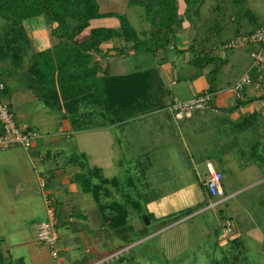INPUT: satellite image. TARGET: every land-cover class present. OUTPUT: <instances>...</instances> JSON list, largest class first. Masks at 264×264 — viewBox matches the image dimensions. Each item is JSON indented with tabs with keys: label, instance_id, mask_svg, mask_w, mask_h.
Here are the masks:
<instances>
[{
	"label": "crops",
	"instance_id": "obj_1",
	"mask_svg": "<svg viewBox=\"0 0 264 264\" xmlns=\"http://www.w3.org/2000/svg\"><path fill=\"white\" fill-rule=\"evenodd\" d=\"M181 1L185 0H178L179 5ZM122 2L123 5L128 4V0ZM186 9L187 6L179 7V15L183 21L175 44H170L153 54L130 51L115 56L113 51L110 57L100 61L102 67L108 66L107 72L110 76L141 73L147 76L145 78H148L151 86L150 95L143 99L147 103L146 106L151 108L138 107L137 112L132 114H125L126 111L120 110L117 115L122 118L115 122L114 117L110 122H106L109 117L100 115L102 109H88L84 104V107H80V119L76 123L66 114L64 107L63 112H54L45 107L38 98V92L29 90L24 72L7 73L12 83L10 87L6 84L9 88L8 95L14 99L15 106L11 102L10 104L18 121H23L24 127L34 128L39 124L51 128L46 131L50 134L42 133L45 136L37 140L31 150H24L27 151L30 163L35 160V164L43 165V169L36 171V176L49 174L53 179L47 192H41L45 193V203L50 195L56 200L57 231L66 246L65 250L60 249L61 252L68 250L70 244L73 247L79 246L80 252L86 255L84 264L90 263L91 254L96 251V247H106L110 241L133 240L136 233L142 235L146 232L148 235H143V238L150 236L152 219L156 224H162V232L166 233L179 223H185L186 217L194 213L192 209L198 208L201 210H198V213H202L222 204H227L223 217L226 214L227 216L225 219H219L221 224L215 228L211 237L219 248L230 249L228 252L231 259L227 261L228 264H264V82L261 83V88L258 87L255 84L257 76L251 71L254 82L237 92L235 84L250 71V51L253 48L247 56H244L242 51L237 53L234 49L230 52L224 51L222 47L226 41H217L220 39L219 34L228 27L225 22L221 27L213 25L208 29L215 33L214 38H209L210 34L207 37L199 34L195 38L191 35L192 25L185 16ZM101 12L107 13L102 6ZM141 20L145 23L140 24L139 32L136 31L144 38L151 26L145 18ZM54 27L56 24L45 16L25 23L31 54L52 49L60 43L58 38L49 33V29ZM115 28L119 29L120 26ZM256 29L248 32L239 29L237 36ZM215 41L216 44L212 47L211 44L202 48L197 46ZM122 46L129 44L124 41H110L102 45V50ZM192 47L205 51L211 58L221 59L224 64L215 75L216 95L213 109L199 110L191 118L177 120L171 110L174 102L194 99L210 89L209 76L213 69L209 65L198 68L193 64L195 51ZM94 60L99 61L97 58ZM221 79H227L226 83H222ZM87 112L93 113L89 120L92 123L83 126L82 121ZM84 114L86 115L83 116ZM32 121L36 123L35 126ZM137 122H141L145 129L147 124L149 127H158L157 132L161 137L159 144L168 154V162L164 165L166 176L162 180V195L146 199L143 210L146 214L138 212L136 217L130 214L127 225L131 229L121 230L108 224L104 218L106 212L101 210L104 206L98 203L99 199L84 188L75 187L74 179L83 169L103 171L105 167H115L118 156L124 152H133L137 148L142 149L139 155L147 154L146 149L158 143H155L156 139L153 140V135L146 130V135L144 132L140 133L143 128H135ZM51 134L53 135L50 136ZM62 134L67 136L66 139H63ZM94 136L97 140L108 137L115 141H112V154L104 159L100 157L96 167L92 164V151L97 143L93 145ZM67 139L72 141L67 144ZM173 160L176 168L171 171L170 162ZM211 170L219 171L225 177L226 197L222 200L213 198L204 185L211 176ZM19 183V188L24 185ZM26 189H33L28 180L23 190ZM85 194H91L98 206L89 205ZM148 214L151 217L150 223L147 224L145 220L141 223V219L148 217ZM48 221L47 214V219L36 225ZM83 222H88L87 226ZM71 224L72 227L68 228L66 236L61 235L60 228ZM98 225L102 231L108 232L107 236L96 233ZM75 233L78 236L74 235ZM75 256L74 259H78ZM249 257L253 258V261ZM56 260L57 264H65L61 253Z\"/></svg>",
	"mask_w": 264,
	"mask_h": 264
},
{
	"label": "rangeland",
	"instance_id": "obj_2",
	"mask_svg": "<svg viewBox=\"0 0 264 264\" xmlns=\"http://www.w3.org/2000/svg\"><path fill=\"white\" fill-rule=\"evenodd\" d=\"M199 1L200 0H185L181 1V5H179V7L183 8L188 4L190 11L188 10V15L186 14L185 16L190 20L194 18L195 22H191L189 19L188 21H190L193 29L191 35L193 34L195 38L199 34L206 37L210 34L211 36L209 38H214L215 33H211L208 29L213 25L221 27L223 26V22H225V24H228V27L226 31L219 34L220 39L217 43L220 41H226L227 43L231 39L238 37L237 31L239 29H242L243 32H248V30H254L264 23V0H204L202 4H199ZM98 2L105 12L125 15L129 23L137 31L141 26L140 24L145 23V21L142 22L141 20L144 18L146 19L147 14L145 9L140 6H131L129 4L130 0H128L127 5H123L124 2H122V0L119 2L116 0H98ZM120 25V19L114 17L111 19L95 20L91 24V28H115ZM6 29L7 22L0 16V46L2 45V39ZM52 29L53 28L49 29L50 34ZM215 32L218 37L217 31ZM21 43L23 44L22 40H18L17 44ZM226 43L222 47L223 50L226 52L232 51L231 48H225ZM209 44H211L212 47L213 44H216V41L210 43L204 42L203 45L198 44L197 46L202 48L210 46ZM194 45L196 46V44ZM249 45L250 46H248V44L241 45L233 49L238 51L237 53L242 51L241 53L247 56L249 50L252 48V50L258 49V45L256 44ZM29 53L30 51L27 49L24 56H22L23 58L21 57L22 60L19 61V66L16 67H14V63H12V58L6 62L0 57V77L9 87L12 83H10L6 69L3 67L14 70L16 73L24 72L25 79V77H28L30 66L33 63L31 56H29L31 54ZM247 61L249 60L247 59ZM209 66L211 69H214L217 64H210ZM214 80L216 81V77ZM226 80L227 79L222 80V83H226ZM2 99L11 102L15 106L14 99L11 98L10 95L5 97V95L2 94ZM86 114L87 116H85ZM86 114L83 115L85 116L82 121L83 126H89L92 123V121H89L90 117H92L90 115L91 113L87 112ZM21 122V125L25 126V123L23 121ZM32 122V125L36 124L34 121ZM106 122H110V117ZM44 126L45 125L38 124L34 127L35 129L37 128V131H40H38L41 136L40 139L45 136L43 134H50L46 133V131L51 128L49 129ZM140 126L143 128L140 133L144 132L146 135V130V132L153 135V140L156 139L155 143L158 144L150 145L149 148L146 149L147 154L143 156H141L142 153L139 155L142 149L137 150L136 148L133 152H124V154L122 153L118 156V163L115 167H105L103 171L97 169L93 173V176L90 177L91 179L93 178L92 181L95 182V184L102 185V187L97 190L99 204L101 203L103 206H112L116 202H121L122 204L128 203V210L131 212V216L134 214L135 217L138 212L140 214L143 212L142 215L146 214L145 211H143L146 199L157 198V196L162 195V180H164L166 176L164 165L168 162L167 151L162 149V145L159 144V142H161V137L160 133L157 132L158 127H149L147 124L145 129V126L141 124V122H137L135 128H139ZM106 134L109 137L108 132H106ZM52 135L53 134L50 136ZM62 136L64 137L63 139L67 137L64 134H62ZM95 137L96 136H94L93 139V145L95 142L99 145L96 143V148L92 151V153H94V160L92 163L94 167L97 166L100 157L104 159L112 154V141H114L113 139L111 141V138L108 137H103L99 140L95 139ZM58 138L60 137L58 136ZM71 141L68 140L67 144ZM28 159L27 151L20 146L0 151V255L3 258L4 264H57L56 261L58 260L52 257L50 247L39 240L38 227L40 224L36 225V223L43 222L47 219L45 193L41 191L47 192L50 188V181H53V179L49 174H39L37 177L36 171L43 169V165L40 166L38 163L35 164V160L33 163H30ZM60 165H62V161ZM170 166L172 167L171 171H173V168H176L174 160L170 162ZM101 177L108 181L110 180V182L101 183ZM112 179H116L119 185H114ZM27 180L29 184L33 186L32 190H23L24 185L27 184ZM42 180L47 182L46 188H42ZM19 182L24 184L20 186V188ZM74 184L78 189L81 188V185L76 180ZM84 196L89 200V205L93 207L98 206V203L93 199L91 194H85ZM131 202L136 203L137 206L133 207L132 204H130ZM226 209L227 204H222L213 210L202 213H198L201 210L194 208L192 209L194 213L186 217L187 220L185 223H179L178 226L168 230L166 233L162 232V224H156L155 220L152 219L150 236L143 238V235L136 233V236L132 240L136 242L115 239L110 241L109 245L106 247H96V251L91 254L92 259L89 264H96L98 262H100L98 264H228L227 261L231 259L230 253L228 252L230 249L219 248L211 237L215 228H218L221 224L219 219L226 218L227 214L223 217V214L227 211ZM105 212L106 214L111 213V208L104 211V213ZM77 220L79 221V219ZM144 220L145 218L141 219V223L145 222ZM83 223L86 226L88 224V222ZM98 226V232L96 233L100 236L103 235V237L107 236L108 232L105 233L102 231L101 227ZM71 227L72 224L60 228V234L66 236L69 230L68 228ZM74 235L78 236L76 233ZM47 248L49 250H47ZM59 248L61 250H65L66 248L64 242L61 240L59 241ZM61 250V258L65 264H84L86 255L80 252L79 246L73 247V245L70 244L68 250L62 252ZM75 255L78 259H74ZM249 259L253 261V258L249 257Z\"/></svg>",
	"mask_w": 264,
	"mask_h": 264
},
{
	"label": "trees",
	"instance_id": "obj_3",
	"mask_svg": "<svg viewBox=\"0 0 264 264\" xmlns=\"http://www.w3.org/2000/svg\"><path fill=\"white\" fill-rule=\"evenodd\" d=\"M203 1L200 0L199 4ZM129 4L140 6L146 11V20L151 27L144 38L139 36L125 15L101 12L98 0H0V16L7 22V29L0 46V57L6 62L12 58L14 67L19 66V61L22 60L26 50L30 51V40L25 23L45 16L50 22L56 24L51 34L58 38L60 43L52 49L35 54H31L30 51L29 56L33 63L26 77L29 90L38 92L41 103L54 112H63L64 107L66 114L70 115L76 123L80 119V107H84V104L88 109H102L100 115L105 118L111 117L112 120L114 117V122L120 120L122 116L117 115L120 110L126 111L125 114L129 112L132 114L136 113L140 107L143 109L148 107L143 99H147L150 95V82L148 78H145L147 76L141 73L110 76L107 72L108 66L102 67L100 61L110 57L113 51L115 56H121L130 51L153 54L170 44H175L176 35L181 30L183 21L179 15L178 0H130ZM188 10L190 11L187 4V15ZM114 17L120 19L119 29L91 28L93 20ZM190 21L195 22L194 18ZM18 40H22L23 44H17ZM110 41H124L129 46L102 50V45ZM192 49L195 51L193 64L196 67L204 68L210 64H217L210 73V89L207 90L216 93L214 78L216 71L223 66V61L209 57L208 53L196 47ZM94 58L99 61H95ZM8 72L15 71L7 68L6 73ZM0 82L6 85L1 77ZM8 91L9 88L6 85L0 91L1 98L2 94L5 97L8 96ZM4 102L11 107L9 101ZM90 115L93 116V113ZM29 129L37 131L32 127ZM93 172L95 171L90 168L86 171L83 169L75 175L74 180L87 192H92L98 200L97 190L102 185L92 181L93 178L90 177L93 176ZM109 182L110 180L101 177V183ZM112 182L114 185H119L116 179H112ZM127 205L128 203L116 202L112 206L101 207L103 212L111 208V213L104 214V218L111 227L121 230L131 229L127 225V219L131 214ZM149 219H151L150 215ZM142 235L148 234L145 232ZM131 241L128 240V242ZM1 263L3 258L0 255Z\"/></svg>",
	"mask_w": 264,
	"mask_h": 264
},
{
	"label": "built area",
	"instance_id": "obj_4",
	"mask_svg": "<svg viewBox=\"0 0 264 264\" xmlns=\"http://www.w3.org/2000/svg\"><path fill=\"white\" fill-rule=\"evenodd\" d=\"M247 44H256L258 45V49H254L250 53L251 68L250 71L235 84L234 88L237 92H240L246 85H250L254 82L250 74L251 71L257 76L255 84L258 87L261 88V83L264 82V24L252 33L231 39L226 43L225 48L233 49ZM5 86V84L0 82V91H2ZM215 95L216 93L205 91L202 95L194 99L174 102L171 106V110L177 120L191 118L196 111L213 109ZM40 137L38 131L30 130L29 127L22 126L14 110L0 98V151L8 150L16 146H20L29 151L35 146ZM224 178L223 173L211 170V176L204 185L213 198L222 200L226 197ZM41 186L42 188H46L47 182L42 180ZM46 206L49 221L40 224L38 227V238L41 242L50 247L52 257L58 259L60 255V236L57 231L58 218L56 214L55 198L47 196Z\"/></svg>",
	"mask_w": 264,
	"mask_h": 264
},
{
	"label": "water",
	"instance_id": "obj_5",
	"mask_svg": "<svg viewBox=\"0 0 264 264\" xmlns=\"http://www.w3.org/2000/svg\"><path fill=\"white\" fill-rule=\"evenodd\" d=\"M145 221H146V223H147V224H149V223H150V221H149V218H148V217H145Z\"/></svg>",
	"mask_w": 264,
	"mask_h": 264
}]
</instances>
